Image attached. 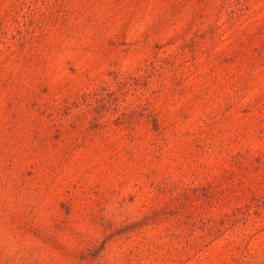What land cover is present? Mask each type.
Wrapping results in <instances>:
<instances>
[{
	"label": "rangeland",
	"instance_id": "obj_1",
	"mask_svg": "<svg viewBox=\"0 0 264 264\" xmlns=\"http://www.w3.org/2000/svg\"><path fill=\"white\" fill-rule=\"evenodd\" d=\"M0 264H264V0H0Z\"/></svg>",
	"mask_w": 264,
	"mask_h": 264
}]
</instances>
